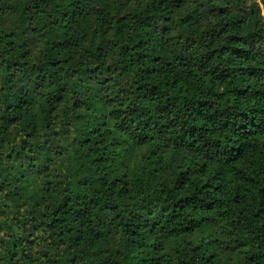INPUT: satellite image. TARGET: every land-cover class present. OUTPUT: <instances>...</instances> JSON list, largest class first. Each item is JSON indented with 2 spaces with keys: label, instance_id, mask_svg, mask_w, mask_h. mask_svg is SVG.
Segmentation results:
<instances>
[{
  "label": "trees",
  "instance_id": "obj_1",
  "mask_svg": "<svg viewBox=\"0 0 264 264\" xmlns=\"http://www.w3.org/2000/svg\"><path fill=\"white\" fill-rule=\"evenodd\" d=\"M0 264H264V0H0Z\"/></svg>",
  "mask_w": 264,
  "mask_h": 264
}]
</instances>
